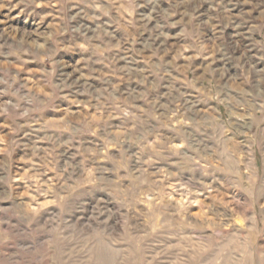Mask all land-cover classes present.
Wrapping results in <instances>:
<instances>
[{"label":"rangeland","instance_id":"374dc122","mask_svg":"<svg viewBox=\"0 0 264 264\" xmlns=\"http://www.w3.org/2000/svg\"><path fill=\"white\" fill-rule=\"evenodd\" d=\"M0 264H264V0H0Z\"/></svg>","mask_w":264,"mask_h":264}]
</instances>
